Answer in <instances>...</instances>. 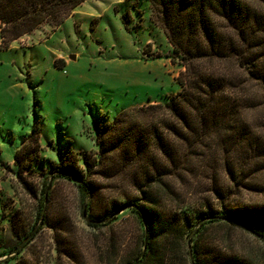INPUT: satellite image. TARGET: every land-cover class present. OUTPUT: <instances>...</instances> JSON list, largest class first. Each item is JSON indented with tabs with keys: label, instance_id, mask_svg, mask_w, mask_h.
Listing matches in <instances>:
<instances>
[{
	"label": "trees",
	"instance_id": "1",
	"mask_svg": "<svg viewBox=\"0 0 264 264\" xmlns=\"http://www.w3.org/2000/svg\"><path fill=\"white\" fill-rule=\"evenodd\" d=\"M84 1L0 0L2 46L55 29ZM145 1L182 69L179 91L93 120L96 151L53 169L88 216L41 218L43 191L53 264H190L188 240L195 264H261L264 250L244 241L264 245L252 234L264 235V199H247L264 196V0ZM123 205L133 207L116 216ZM25 237L15 233L6 254Z\"/></svg>",
	"mask_w": 264,
	"mask_h": 264
},
{
	"label": "rangeland",
	"instance_id": "2",
	"mask_svg": "<svg viewBox=\"0 0 264 264\" xmlns=\"http://www.w3.org/2000/svg\"><path fill=\"white\" fill-rule=\"evenodd\" d=\"M150 14L145 0H85L55 29L42 25L7 47L0 39V264H53V232L37 217L49 182L44 211L84 220L76 187L52 172L75 160L82 167L80 154L96 151L93 120L111 122L124 110L178 93L182 69L171 64L170 45ZM40 227L18 260H9L15 233L27 237ZM80 227L66 229L81 234Z\"/></svg>",
	"mask_w": 264,
	"mask_h": 264
},
{
	"label": "water",
	"instance_id": "3",
	"mask_svg": "<svg viewBox=\"0 0 264 264\" xmlns=\"http://www.w3.org/2000/svg\"><path fill=\"white\" fill-rule=\"evenodd\" d=\"M50 186V182L48 183V186H47V188H46V191L48 190V187ZM46 191H45V194H46ZM131 207H133L132 205H123L121 208H120V210L119 211H117L116 213H115V215L117 216V215H119L120 213H121V211H123V210H125V209H128V208H131ZM43 212H44V209L42 210V212H41V218H42V216H43ZM81 213H82V216H83V218H84V220L86 221V222H88V218H87V216H86V213H85V206H83V208H82V211H81ZM34 234V230L26 237V238H24L18 245H17V247H15L12 251H11V253H9V255H8V257L7 258H10V257H12L13 255H15V254H17L18 253V251L23 247V245L32 237V235ZM252 234L256 237V238H258L259 240H261V241H263L264 242V235H261V234H257V233H253L252 232ZM146 240H147V235H146V233H145V236H144V241L146 242ZM187 248H188V258H189V262H190V264H195L194 263V260H193V256H192V251H191V245H190V242H189V240L187 241ZM134 264H136V263H134Z\"/></svg>",
	"mask_w": 264,
	"mask_h": 264
}]
</instances>
